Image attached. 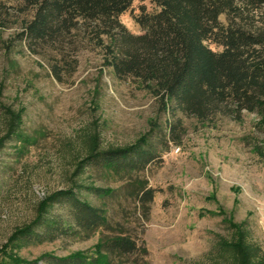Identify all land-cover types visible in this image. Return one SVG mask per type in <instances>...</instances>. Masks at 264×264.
<instances>
[{
    "label": "rangeland",
    "instance_id": "obj_1",
    "mask_svg": "<svg viewBox=\"0 0 264 264\" xmlns=\"http://www.w3.org/2000/svg\"><path fill=\"white\" fill-rule=\"evenodd\" d=\"M143 7L157 9L150 0H135L120 17L135 34L143 33L135 20ZM11 13L10 26L0 28V138L8 131V109L21 113L22 125L21 135L0 147V264L45 253L95 256L99 264H217L214 246L219 236L232 237L229 222H246L250 238L264 250V116L249 111L240 120L218 115L199 121L182 111L171 116L138 79L114 74L85 28L73 31L60 52H34L15 40L30 13ZM221 20L226 22L225 15ZM168 119L181 122L180 143L172 142L145 170L76 171L88 135L97 133L100 147L125 146L145 135L151 121L166 128ZM74 182L116 190L107 198L82 193L106 209L107 226L43 244H8L48 194ZM142 187L155 190L151 203L131 196ZM116 236L132 239L137 250L101 249V240Z\"/></svg>",
    "mask_w": 264,
    "mask_h": 264
},
{
    "label": "trees",
    "instance_id": "obj_2",
    "mask_svg": "<svg viewBox=\"0 0 264 264\" xmlns=\"http://www.w3.org/2000/svg\"><path fill=\"white\" fill-rule=\"evenodd\" d=\"M15 3H12V2ZM157 9L135 16L143 33L135 34L120 20L135 0H0V28L10 26L11 12L30 13L15 40L37 52L61 51L73 31H89L104 50L114 74L134 77L160 103V110L177 111L209 121L218 115L240 120L244 111L264 116V0H150ZM225 15L226 22L221 20ZM215 45L220 50H214ZM69 64V63H68ZM61 79V67H53ZM74 71V67L72 68ZM5 139L21 135V113L8 109ZM158 121L138 141L125 146L100 147L97 133L88 135L86 155L76 171L89 167L112 169L117 174L145 170L161 160L172 142L180 143L181 122ZM93 136V137H92ZM92 138V139H91ZM89 193L107 198L114 189L74 182L48 194L33 220L17 227L8 244L33 245L94 233L108 225L106 209L83 197ZM153 188L130 191L143 205L154 199ZM62 209L60 214L56 209ZM230 223L232 237L219 236L214 251L217 264H264V250L250 238L246 222ZM102 250L131 254L135 241L116 236L100 242ZM13 264H99L95 256H59L45 253L33 260L12 257Z\"/></svg>",
    "mask_w": 264,
    "mask_h": 264
}]
</instances>
